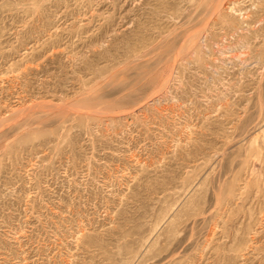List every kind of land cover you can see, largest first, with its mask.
Returning <instances> with one entry per match:
<instances>
[{
  "label": "rangeland",
  "instance_id": "374dc122",
  "mask_svg": "<svg viewBox=\"0 0 264 264\" xmlns=\"http://www.w3.org/2000/svg\"><path fill=\"white\" fill-rule=\"evenodd\" d=\"M219 2L0 0V264H264V0Z\"/></svg>",
  "mask_w": 264,
  "mask_h": 264
},
{
  "label": "bare ground",
  "instance_id": "6f19581e",
  "mask_svg": "<svg viewBox=\"0 0 264 264\" xmlns=\"http://www.w3.org/2000/svg\"><path fill=\"white\" fill-rule=\"evenodd\" d=\"M204 2H205V1H204ZM208 2H209V1H208ZM211 2H212V1H211ZM217 2H218V0H217ZM220 2H221V0H220ZM220 2H219V3H220ZM212 3H214V2H212ZM217 4H218V3H217ZM207 5H208V4H207ZM209 5H210V3H209ZM211 6H212V5H210L209 7H211ZM217 6H218V5H217ZM217 6H216L215 3H214V5H213L214 9L212 8V10H215V11H216V10L218 9ZM209 7H208V9H209ZM216 7H217V8H216ZM212 10H211V8H210V11H212ZM206 11H207V10H206ZM210 11H209V12H210ZM212 12H213V11H212ZM213 15H214V14H213ZM213 15H212V16H213ZM252 121H254V120H252ZM260 121H261V120H260ZM262 121H263V120H262ZM257 124H258V123H257ZM257 124H255V125H257ZM255 125H254V126H255ZM257 126H258V125H257ZM260 126H261V124L259 123V126H258V127H260ZM262 126H263V125H262ZM261 128H262V127H261ZM246 132H247V131H246ZM259 136H260V135H259ZM259 136H258V137H259ZM261 139H262V138H261ZM262 141H263V139H262ZM262 141H261V142H262ZM251 144H254L253 140H252V143H251ZM260 145H261V144H260ZM263 145H264V143H263ZM254 146H256V145H253V148H256V147H254ZM249 147H250V146H249ZM249 149H250V148H248V150H249ZM248 150H246V151H248ZM255 150H256V149H255ZM259 150L261 151V149L258 148L257 151L259 152ZM262 150H264V149H262ZM252 151H253V150H252ZM258 152H257V153H258ZM262 152H263V151H262ZM254 153L257 154L256 152H254ZM254 153H253V154H254ZM245 155H246V154H245ZM251 155H252V154H251ZM257 155H258V154H257ZM257 155H256V156H257ZM259 155L262 156V154H259ZM259 155H258V157H259L258 160L260 161V158H261V157H260ZM246 157H247V156H245V159H244V157H243V159L246 160ZM252 157H253V156H252ZM258 157H256V158H258ZM241 158H242V157H241ZM254 158H255V155H254ZM256 158H255V159H256ZM243 159H242V160H243ZM255 159H253V161H254ZM262 159H263V156H262ZM244 160H243L242 162H244ZM250 160H251V159H249V161H250ZM263 160H264V159H263ZM263 160H262V162H263ZM246 163H247V165H248V160H246ZM250 163H251V162H250ZM256 164H257V163H256ZM262 165H263V164H262ZM245 166H246V164H245ZM245 166H244V167H245ZM248 166H250V165H248ZM263 166H264V165H263ZM244 167H243V168H244ZM261 167H262V166H261ZM245 168H246V167H245ZM247 168H248V167H247ZM254 169H256V167H254ZM257 169H258V168H257ZM263 169H264V168H263ZM260 170H262V169L260 168ZM252 171H253V170H252ZM254 172H255V171H254ZM254 172H252V174H253ZM262 172H263V171H262ZM258 175H259V174H258ZM260 175H261V173H260ZM263 175H264V174H262V176H260V178H261V177H264ZM255 176H256V174H255ZM255 176H253L254 179H255ZM260 178H259V179H260ZM257 180H258V178H257ZM252 181H256V179H255V180H252ZM252 181H251V182H252ZM260 181L262 182V180H260ZM260 181H259V180L256 181V182H257V183H256L257 187H258V183H260ZM263 181H264V179H263ZM249 182H250V181H249ZM249 182H248V185H251ZM253 183H254V182H253ZM260 184H262V183H260ZM248 185H246V187H247ZM252 185H253V184H252ZM254 185H255V184H254ZM256 185H255V186H256ZM260 186H261V185H259V187H260ZM259 187H258V188H259ZM262 187H263V186H261V188H262ZM232 188H233V187H232ZM258 191H259V190H258ZM259 192H260V191H259ZM261 192H262V190H261ZM263 192H264V189H263ZM263 192H262V193H263ZM260 196H262V194H261ZM262 197H263V196H262ZM219 200H220V199H219ZM220 201H221V200H220ZM220 203H221V202H220ZM217 206H218V205H217ZM261 214H262V213H261ZM220 224H221V223H220ZM232 232H233V231H232ZM214 234H215V233H214ZM240 248H241V247H240ZM237 250H239V248H237ZM240 251H241V250H240ZM238 255H239V254H238ZM241 257H242V256H241ZM170 260H171V258H170ZM168 261H169V260H168Z\"/></svg>",
  "mask_w": 264,
  "mask_h": 264
}]
</instances>
